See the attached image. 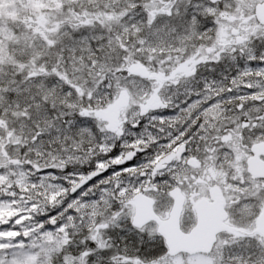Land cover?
<instances>
[{"label": "snow or ice", "instance_id": "1", "mask_svg": "<svg viewBox=\"0 0 264 264\" xmlns=\"http://www.w3.org/2000/svg\"><path fill=\"white\" fill-rule=\"evenodd\" d=\"M0 264H264V0H0Z\"/></svg>", "mask_w": 264, "mask_h": 264}]
</instances>
